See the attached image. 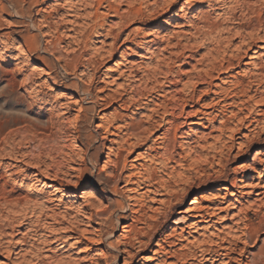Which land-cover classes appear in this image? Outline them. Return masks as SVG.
Segmentation results:
<instances>
[{"label": "rangeland", "instance_id": "obj_1", "mask_svg": "<svg viewBox=\"0 0 264 264\" xmlns=\"http://www.w3.org/2000/svg\"><path fill=\"white\" fill-rule=\"evenodd\" d=\"M90 1L0 0V193L37 201L14 209L0 200V264H33L23 258L36 256L51 264H124L121 250L129 238L131 264H150L146 260L170 232L184 237L177 248L208 238L219 242L238 234L243 221L257 222L247 207L259 191L240 187V180L264 179V75L254 76L264 66V50L247 49L250 42L264 47V0H188L181 10L185 0H109L122 19L105 3L96 19L98 5ZM122 9L130 10L128 20ZM95 19L103 22L100 34L84 47ZM240 45L247 54L237 64L233 54ZM91 56L94 63H86ZM227 59L233 67L220 70ZM173 94L192 95L184 109L195 114L176 118L170 159L151 165L149 193L134 202L132 183L104 181L111 174L104 161L128 139L132 122L149 131L146 144L128 139L131 154L122 150L128 163L152 145L163 155L174 127L166 123L173 119L163 105H172ZM101 120L112 126L107 139L97 126ZM86 188L93 189L91 196ZM191 203L208 206V213L216 205L222 209L187 227L194 220L182 211ZM131 215L144 216L133 222L139 235L121 227ZM72 226L86 231L85 238L69 240ZM60 236L66 240H54ZM263 241L264 232L249 246L238 243L244 255L235 252L230 264H244L247 252Z\"/></svg>", "mask_w": 264, "mask_h": 264}, {"label": "bare ground", "instance_id": "obj_2", "mask_svg": "<svg viewBox=\"0 0 264 264\" xmlns=\"http://www.w3.org/2000/svg\"><path fill=\"white\" fill-rule=\"evenodd\" d=\"M35 1H37V0H35ZM90 3L91 4L96 3L98 5L97 8L95 9V13H94V15H96L95 16L96 19L101 17V13H100V16H99L98 10H99V7H101L103 3H105L107 8H108L107 12L108 11L113 12L115 15L119 16L118 18L122 19V14L119 11V8L115 7L109 0H91ZM187 4H189V1L185 0L181 4V6L179 7V10H181ZM13 5L16 6V3H14ZM122 12L124 14L126 13V15L123 18L128 20L127 18H129V15L131 14V13L129 14L130 10L127 9V10H123ZM131 12H132V10H131ZM74 15H76V14H74ZM96 19L94 21H92V23L88 26L87 33L85 34V39H84L85 40L84 41V44H85L84 47H87V45H88V43L90 41L91 35L92 34L95 35L96 34L95 32L99 33L98 29L103 26V22H97ZM259 21H261V20H259ZM131 32H133V31H131ZM131 32H129V33H131ZM118 35H120V33H117L115 35L114 39L112 38L113 40H112L111 44L109 43L110 44L109 45L110 49L108 50L109 53H112L114 40L118 37ZM127 36H129V35H127ZM243 37H244V35H243ZM262 38H264V37H262ZM247 46H248L247 49H251L253 47L255 48L253 53H257L258 50L261 49V48L264 50V47L258 46L255 42L254 43L250 42ZM100 49H103V46ZM123 49L124 50L121 52V55H120L121 59L125 58L126 51L129 49V47L126 46ZM98 53L99 52H95V56H98L99 55ZM241 53H243L242 55L245 56L247 54V50H242V46L240 45V46H238L236 48V53L233 54V58L237 60V64H239V61L243 57V56H241ZM76 58L77 57H73L72 59L71 58L70 59L75 61L74 59H76ZM95 59L96 58H93L91 56V57L86 58L84 61H86V63H90V62L94 63ZM231 62L227 59V61H225V63H227V64H225V66L223 65L224 63L221 62L220 65H219V69L220 70L224 69V70H228L229 71V69H231L233 67ZM122 73L123 72H120L118 75L121 76ZM254 74H255L254 76H262V75H264V66L262 64H260V66L257 67V72H255ZM205 75L206 76H210V73L207 71V72H205ZM242 92H246V90L242 89ZM170 98L172 99L171 100L172 105H170L169 108H167L166 105H163V108H164V113L166 115L171 116V118L173 119V120L166 119L165 120L166 123H170L174 127H173V132H172L173 135H172L171 138L169 137L170 139L167 142V145H166L167 148H166V150H165L163 155H159L158 156L157 152H156V150H157L156 147L154 145H152V146L147 148L146 152L137 153L135 158L130 161L131 163L130 164L128 163L127 157L126 156H122V150L123 151L126 150L130 154L132 152L133 144L128 139L134 138L137 141L141 140L142 144H146V142L148 140V136H144V135L146 134V132L148 133V131H149V128L145 127L142 122H132V123L127 124L128 126H127V129H126V133H127L128 139L122 141L123 143H121L119 145L118 151L116 152V154H115L113 159L108 157L107 160L104 161V165L103 166L107 167L109 165L111 167V174L108 175V177H106V179L104 181L107 182L108 178H114V179L116 178L117 180L122 178L123 181L125 182V186L128 185L129 183H132L134 186H132V188H129L128 190H131V189L135 190L136 193L131 198V200H133L134 202H138V200H140L143 197V195H145V194L147 195V193H149V190H150L149 188L153 184L151 180L153 179L154 173H155V172H153V168L151 167V165L154 162L158 163V161H160V162L163 163L164 160L170 159L169 158L170 157V152H169L168 149L170 148V146L174 145V142H176L175 141L176 140V133H177L178 128H179L178 124L174 123L175 120H177L176 118L182 117L183 114L186 115L185 116V118H186V117H189V114H191L190 112H186L184 108H185V106L187 105V103L189 101L190 102L193 101V96L192 95L189 94V95L181 96V95H174L173 94V95H171ZM219 101L220 100H217L216 102L213 103V105L219 103ZM123 102H125V101H123ZM177 110H178V112L176 113ZM197 113L201 114V115H205V113L202 112V111H198ZM193 114H195V113H192L190 116H193ZM51 119H52V117H51ZM49 122H51V120ZM182 123H185V122L183 121ZM108 124L109 123H107V121H104V120H101L97 124V126L99 128H102L104 130V134H105L104 138H106V139H107L106 136L108 134H110V132H111L110 128L112 127L111 125H108ZM113 128L118 129L119 126L116 125ZM166 131H168V130H166ZM111 151H112V149H111ZM128 164L130 166V169H128V171L126 170L127 172L124 174V170L127 169ZM253 171H254V173L257 172L255 170V168H253ZM242 178H243V180H240V182L242 184L240 187H253L255 190L259 191L258 193H256V198L253 200L252 203L248 204L249 206L247 207V209H249V208L251 210L254 209V211L256 213V216H257V222L256 223L252 222L251 220L243 221L242 224H241L242 225L241 227H239L238 225L236 226V228H238V230L236 229V231H238V234L222 237L221 239L218 238V239L221 240L219 242L213 241L212 239L208 238V239H203L199 243H195V241H190L186 245H181L180 244L181 247H177V248H176V246L179 244L178 242L180 241V239L182 240V237H183L181 235L182 233L179 234L178 236H176L174 233L170 232L169 234H167L166 236H164L161 239L160 243L156 244L158 246V249L153 252V257H151L150 259L146 260V262L149 261V262L153 263L154 260H157L158 261L157 264H186L189 260L191 261V260L199 259L200 261H198V263H189V264H230L233 261L232 254H234L235 252L239 251L240 253H242V255H244L243 254L244 250L239 249L237 247V244L238 243H243L244 245L249 246L250 243H256L258 241V239H259V234L264 232V210H262V208H264V179H259L258 178L259 179L258 183H253L252 180L251 181L247 180L249 178L245 179L243 175H242ZM56 180H57V177H56V175H54L52 181H56ZM236 180H237V177H235L233 179V185L234 186H237ZM157 182H159V181H157ZM57 183L59 185H62V183L60 181L57 182ZM47 186H50V185L47 184ZM143 189H144V191H142ZM92 190L93 189L86 188L84 190V193L86 194V196H88V195L91 196L89 193ZM114 192H116V193L119 192L117 187H114ZM248 193L251 194L252 191L249 190ZM25 194H27V193H25ZM69 196H72V194H69ZM0 200H2L3 202H7L9 204V206H11V208H14V209H17L18 207H24L26 205L28 206V204L30 202H33V204H35V205L37 204L36 199H32L28 195L17 196V197L8 199L6 197L5 193H0ZM151 200H153V199L151 198ZM91 206L94 207L93 204ZM132 206H134V205H132ZM208 209H209L208 206H205V205L204 206H196L195 203H191L190 206L186 207V209H184V211H182V213L183 214H187L185 216H190L194 220L193 222L189 223L187 225V227L190 226V227L194 228L195 225H197L201 221L203 222V219L206 216H208V218L210 219L214 215L216 210H221L222 207L221 206H217V205H216V207L214 206V208H212V212L211 213H208ZM239 210H242V209L240 208ZM136 211H137V209L136 210H132V212H136ZM91 215H93V214L90 213L89 216H88V219H91ZM140 217L131 215L130 219H131L132 222L124 223L123 225H121L122 229L126 230L127 232L128 231H133V232H135L136 235H139L140 231L139 230H134L133 222H143L144 221V216L142 215ZM56 219H57V217H56ZM204 221L206 222V220H204ZM207 221H209V220H207ZM116 228H117V226H116ZM97 231H100V229H97ZM70 232L75 234V235L69 237V240L71 238H73V239L77 240L76 242H78L81 238H83L85 236L84 232H86V231L80 230L77 226H72L70 228ZM136 235H135V238L138 240ZM54 238H55L54 240L58 241V242L59 241L60 242H64L66 240V239H62L61 236L57 237V238L54 237ZM138 242H140V241H138ZM224 243H226V245ZM110 244L113 245V243H110ZM132 246H133V241L130 240V238L123 242V249L121 250V252L125 255V257H124L125 263L124 264H131L132 263V259L135 257V254L131 253L132 252L131 251V247ZM171 248H173V249H171ZM195 251H198V253L195 252ZM240 253H239V255H240ZM33 259H34V261H33ZM33 259H30L29 261H27L25 258H23V261H25L26 263H32L33 262V264H51L49 261L47 262V260H45L42 257L36 256ZM47 259H48V257H47ZM116 259H117L116 257H113V260H116ZM143 260H145V259H143ZM55 261H53L52 264H60V263H63V262L65 263L66 262V261H56V262ZM66 263H69V261H67ZM152 263H150V264H152ZM140 264H145V263H140ZM236 264H241V263L237 262ZM244 264H264V241H263V243L261 245L257 246V248H256V250L254 252H247Z\"/></svg>", "mask_w": 264, "mask_h": 264}]
</instances>
